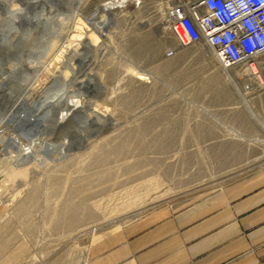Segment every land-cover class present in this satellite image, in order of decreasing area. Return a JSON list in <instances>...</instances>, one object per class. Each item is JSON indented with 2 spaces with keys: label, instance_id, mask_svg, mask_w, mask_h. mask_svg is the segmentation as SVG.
Returning <instances> with one entry per match:
<instances>
[{
  "label": "rangeland",
  "instance_id": "1",
  "mask_svg": "<svg viewBox=\"0 0 264 264\" xmlns=\"http://www.w3.org/2000/svg\"><path fill=\"white\" fill-rule=\"evenodd\" d=\"M31 1L43 19L60 21L59 27L49 31L40 23L23 33L21 58L6 55L10 61H3L4 66L13 64L21 77L26 74L33 102L50 74L60 70L55 58L60 43L67 42L64 54L73 57L62 58L73 64L72 70L66 68L72 82L68 97L85 95L89 108L105 119L92 122L87 109L89 121L82 128L70 121L46 131L44 139L53 145L47 155L36 144L19 140L5 154L0 142V264H89L92 247L142 214L187 206L264 169V54L256 59L259 82L243 66L220 68L204 45H176L165 17L175 0H125L113 9L116 22L104 32L88 14L110 0ZM76 21L84 27L82 35L89 33L86 27L98 35L83 70L95 73L96 90L79 85L87 79L81 72L87 59L85 39L73 37L75 29L69 35V24ZM39 32L52 45L37 58L31 49ZM5 47L0 45V58ZM22 60L29 62V70ZM32 68L41 73L33 74ZM62 86L54 84L49 92ZM21 94L15 93L2 112L8 113L11 105L15 109ZM12 135L8 128L0 133L3 139ZM59 142L64 143L61 150Z\"/></svg>",
  "mask_w": 264,
  "mask_h": 264
},
{
  "label": "crops",
  "instance_id": "2",
  "mask_svg": "<svg viewBox=\"0 0 264 264\" xmlns=\"http://www.w3.org/2000/svg\"><path fill=\"white\" fill-rule=\"evenodd\" d=\"M89 264H264V169L187 206L160 207L91 248Z\"/></svg>",
  "mask_w": 264,
  "mask_h": 264
},
{
  "label": "bare ground",
  "instance_id": "3",
  "mask_svg": "<svg viewBox=\"0 0 264 264\" xmlns=\"http://www.w3.org/2000/svg\"><path fill=\"white\" fill-rule=\"evenodd\" d=\"M11 1H14V3H15L14 6H12L13 4L11 3ZM49 1H51V0H49ZM123 2L125 3V0H112V1L110 0L109 2L106 1L105 3L96 5L95 7L92 8V11L89 12L88 19L95 18L96 21L95 22L93 21L94 25H95L94 27L96 29H98L99 31L104 32V31H106L105 29L109 25H111L112 23L116 22L114 16L112 15V11H113V9H118L120 7H123L124 6ZM43 3L46 4V2H43ZM79 3L81 4V2H79ZM3 6L6 7V10L4 12H0V22H2V17L5 16L6 19L9 20V22L10 21L14 22L16 27H13L12 29L8 30V32L10 34V37H11V41H10V43L8 45H6V47H5L6 49L3 50L4 51L3 52L4 55L2 56V58H0V128H3L2 131L0 130V133H2L5 129L8 128V130L12 131L13 135L11 137H7L5 139L1 138V136H0V142H2V144L4 146L3 149H5V154L10 153V152H8V151H10V148H11L10 145L12 143H14L15 140L16 141L19 140L20 143L24 142V143H34V144H36L37 147H38V150L40 152H43V153H45L47 155V154L51 153L53 145H51L49 142L45 141L44 135H45L46 131H52L53 129L57 128L58 126H62V124H67V122L72 121V118L74 116H76V115L80 116L79 118L81 120V124L77 125V127H81L82 128L89 121L90 115L87 112H85V110H87V109L89 110V112L93 116L91 118L92 122L95 120V118H104L105 119V117H103L102 115L98 114L93 109L89 108V105L91 107V104L88 103L87 98L84 97L85 95L83 97H81V96H75L74 98H69L68 97V93L72 92V90H70L71 88H69V86H71L72 82H70L68 79H66V72H67L66 68H70V70H72V65L73 64L71 65V62H69L68 60H64V62H63L62 58H63V56L67 57L68 55L71 56V58L68 56L69 59H72L73 57H72V52H70L71 54H64V50L63 49L67 47L66 46L67 42H66L65 45H63L62 42L60 43V45L62 44L61 45L62 49H61L60 53L55 58L56 62L57 61H61L60 70L57 71L56 75L50 74V77H49L51 79L50 82L39 93L38 97L33 102H31L29 100L31 98V96H32V93L29 91V88H31V87H29L30 84L28 85V82H27L28 79H26L27 76L25 74V76L21 77V74H18V72H17V69H16L17 67L15 68V65H13L12 63L16 60L15 58H17V57H18V59L21 58L20 51L23 49L24 46H22L23 44L21 45L20 43H22V40L23 41L25 40V38H24L25 34L30 33V31H32L36 26H39L40 23H42L44 26L47 25V29L46 30H49V31H51L53 29L56 30L59 27L60 21L51 20V19H47V18L43 19L42 16L38 13L39 6L37 5L36 1H31V0H0V7H3ZM47 9H49V8H47ZM40 13H42V12H40ZM55 15H57V14L55 13ZM44 16H45V14H44ZM63 16H62V18H63ZM76 16H75V18H76ZM165 17H166V13H165ZM76 19L78 20V18H76ZM72 23L69 24L72 27V29L69 32V35L73 32V29H75L78 32V34L77 35H72V36L77 38V39H82V38L85 39L82 42V46H83V48L85 49V52H86L83 55V58L87 59V61L85 60V62H83V66H82L81 72L83 73V76L87 77V79H86V81H83V82H80L81 81L80 80L79 81L80 83L79 82L78 83H79V85L83 84V85H86V86L91 84L93 86L94 90H96L97 89L96 86L93 85V80L95 78L94 77L95 73L91 74L89 72V73L86 74L83 70L85 69V67L89 63V61L92 60L87 53H88V51L90 49L93 48V45L95 43H97L98 35H96V33H94V31H92L90 27H86V26H85L86 27L85 31H88L89 33L87 35H82L81 33L84 32V31L82 32L84 27L81 24V22H80V24L82 26L81 28L77 25V21L74 22V23H76L75 25L74 24L72 25ZM166 23H167V20H166ZM83 24H84V22H83ZM90 25H92V27H93V24H90ZM141 26L144 27V26H146V24H141ZM41 30H42V28H41ZM23 33H25V34L23 35ZM48 33L50 34L52 32H48ZM42 34H43V32H42ZM42 34L40 36L35 37L37 39H35V42H33L34 44H32L33 46H32L31 52H32L33 55L35 54V57H37V58L43 55L42 54L43 53L42 52L43 49H48L52 45V44H50L49 40H46V41L43 40L44 37H43ZM67 35H68V33H67ZM50 36H52V35H50ZM70 37H71V35H70ZM172 37H173V35H172ZM48 39H49V37H48ZM63 39H65V38H63ZM68 40H71V39H68ZM173 40L176 43V45L181 46L175 41L174 37H173ZM32 41H33V39H32ZM40 45L42 46V48H40L42 50L39 49ZM3 47H4V45H3ZM37 49H39V50H37ZM54 52H52V53H54ZM82 54H80V56ZM262 54H264V52L258 54L255 57V59H257ZM6 55L11 56L12 58L15 59L14 61H12V63H11L12 65L10 64L11 66H13L10 69L6 68L4 66V64H3V61L6 62V60L9 59ZM166 55L169 56L168 53H166ZM65 57H64V59H65ZM8 61H10V60H8ZM8 61L6 63H8ZM20 61H19V63H21ZM32 61H34V60H32ZM82 61H83V59H82ZM82 61H80L81 64H82ZM22 63H24L23 65L26 68V70L27 69L29 70L31 68L30 65H27L29 62H26V61L24 62V60H22ZM37 63H38V61H37ZM19 65H21V64H19ZM43 66H44V64H43ZM241 66H243V72L244 73H247L249 76L252 77V79H254V80L258 79V81H259V79H260L259 78L260 65H259L258 62H257L256 69L257 70L259 69V70L257 72L255 71L256 73H254V71H250V70L246 69L244 64L241 65ZM44 69H46V68H44ZM48 69H50V68H48ZM224 69H231V68H224ZM5 70H7V71L5 72ZM31 70L33 71V74L34 73L36 74V72L38 73V71H40V68H39V70H37V68H32ZM32 71H31V73H32ZM21 73H23V71ZM40 73H41V71H40ZM55 73H56V71H55ZM244 75H245V77H247L246 74H244ZM31 76L32 75L30 74L29 77H31ZM36 78L37 77H35V79ZM29 79H31V78H29ZM75 81H77V80H75ZM59 83H61L63 85L61 87V89H58L59 90V94L56 93L58 90L55 92L57 95L55 93L51 94L50 92H51V89L53 88L52 86L54 84H59ZM76 84H77V82H76ZM247 84L249 85L250 83H247ZM21 86H24L26 88H24L22 90ZM73 86H75V85H73ZM32 87H34V86H32ZM243 87L241 88V90L245 89V85ZM79 88H80V86H79ZM73 89H75V88H73ZM82 91H84V90H82ZM17 92L18 93L22 92L21 96L17 97V100L14 103L17 107L14 109V106L11 105L12 107L10 106L11 109L8 111V113L2 112L3 107L6 105V102H8L9 99H11L13 97V95L15 93H17ZM48 93H50V94H48ZM84 93H82V94H84ZM92 95H93V93H92ZM20 109H22V111ZM47 116H49V117H47ZM47 121H48V123L46 125L45 122H47ZM70 125H71V123H70ZM70 128H72V127H70ZM108 128H110V127H108ZM79 135H80V133H79ZM59 146H61V148L59 147V150H61L62 148H64V143L63 142L60 143ZM54 147H55V145H54ZM62 151H64V150H62ZM46 157H48V156H46ZM126 204L127 203H125V205ZM126 206H128V205H126ZM135 213L137 214V211ZM70 216H71V214H70ZM95 229H96V227H94V229H91V230H95Z\"/></svg>",
  "mask_w": 264,
  "mask_h": 264
},
{
  "label": "built area",
  "instance_id": "4",
  "mask_svg": "<svg viewBox=\"0 0 264 264\" xmlns=\"http://www.w3.org/2000/svg\"><path fill=\"white\" fill-rule=\"evenodd\" d=\"M166 20L179 45L206 46L220 68L244 64L259 70L255 57L264 52V0H175L166 8Z\"/></svg>",
  "mask_w": 264,
  "mask_h": 264
},
{
  "label": "water",
  "instance_id": "5",
  "mask_svg": "<svg viewBox=\"0 0 264 264\" xmlns=\"http://www.w3.org/2000/svg\"><path fill=\"white\" fill-rule=\"evenodd\" d=\"M5 10H6V7L4 6L0 7V12H4ZM13 27H16L14 22H11V21L9 22V20H7L5 16H3L2 22H0V45L1 46L8 45L10 43L11 37H10L8 30L12 29ZM79 117L80 116H77V115L74 116L71 122H73L75 125L81 124V120Z\"/></svg>",
  "mask_w": 264,
  "mask_h": 264
},
{
  "label": "clouds",
  "instance_id": "6",
  "mask_svg": "<svg viewBox=\"0 0 264 264\" xmlns=\"http://www.w3.org/2000/svg\"><path fill=\"white\" fill-rule=\"evenodd\" d=\"M262 43H264V41H262Z\"/></svg>",
  "mask_w": 264,
  "mask_h": 264
}]
</instances>
